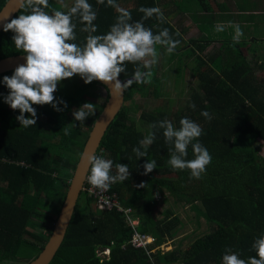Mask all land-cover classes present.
<instances>
[{"label":"trees","instance_id":"trees-1","mask_svg":"<svg viewBox=\"0 0 264 264\" xmlns=\"http://www.w3.org/2000/svg\"><path fill=\"white\" fill-rule=\"evenodd\" d=\"M7 1L0 0V11ZM196 1L197 8H189L191 0H117L131 12L133 21L141 20V6L161 8L165 23L160 24L155 17L143 23L154 33L168 28L173 38L180 40L175 57L179 50H186L189 58L201 54L196 56L199 70L193 72L199 89H192L188 100L177 107L182 105L179 99L172 98L168 88V92L163 91L168 76L159 77L155 65L151 83H133L125 90V105L97 154L114 165L129 167L128 179L108 189L109 199L117 200L119 205L113 210H99V197L84 191L66 240L52 264H222L228 248L244 259L256 255L252 244L264 234V70L256 71V65L247 61L240 43L238 47L223 48L224 54L231 53L233 57L227 59L222 75L214 68L221 60L214 66L209 63L216 62L220 53L203 58L210 42L205 45L200 38L187 41L170 22L175 15H187L188 10L196 22L199 13L211 3ZM61 2L70 6L73 0H49L55 8H61ZM89 2L98 13L95 34L107 33L118 12L107 7L106 0L104 5L97 0ZM74 22L77 39L73 42L83 45L88 34L80 31L78 20ZM14 35L11 30L0 34V59L26 54L15 48ZM173 59L172 53L170 60ZM183 59L181 55L180 61ZM137 67L146 71L142 63L128 62L126 73L120 77L133 78ZM184 72L178 68L177 86ZM13 73L0 76V264H30L49 241L89 133L104 111L108 96L101 98L99 91L104 85L95 80L85 83L79 75L66 78L54 93L57 102H64L58 104L62 110L57 111L51 104H34L37 123L24 127L16 119L21 114L19 109L1 106V100L10 92L3 77ZM150 94L162 105L151 112H141L136 97ZM85 103L93 104V113L81 123L73 113ZM193 103L195 109L190 107ZM205 110L211 120L201 114ZM24 115L27 118L31 114ZM182 117L201 126L199 142L212 156L200 179L190 178L188 169L176 170L168 164L169 145L163 129L151 128L164 119L179 128ZM65 129L69 135H65ZM152 131L156 132L155 141L147 148V156L138 158L133 149ZM153 159L157 168L144 174L145 163ZM187 159H194L191 145ZM158 208H162L161 213ZM176 208H187L194 214V221L183 222ZM129 213L137 226L129 224ZM202 223L204 232L184 249V241L195 233L178 241L181 230L186 224H194L198 230ZM137 236L152 237L153 243L138 247L133 243ZM168 242L174 248L164 253L163 245Z\"/></svg>","mask_w":264,"mask_h":264},{"label":"clouds","instance_id":"clouds-1","mask_svg":"<svg viewBox=\"0 0 264 264\" xmlns=\"http://www.w3.org/2000/svg\"><path fill=\"white\" fill-rule=\"evenodd\" d=\"M97 3L104 5L105 0H97ZM106 6L116 9V21L107 33L95 34L97 25L94 21L98 13L89 0H73L70 6L61 2V8L51 7L49 0H20V7L24 11L5 23L4 31L14 32L12 39L15 48L27 54L26 63L16 67L13 75L3 77V83L10 90L4 98L5 102L12 109L20 110L21 114L16 118L20 125H36L37 111L34 104H51L57 111L62 110L58 104L64 102H57L54 93L58 84L66 78L79 75L85 83L99 80L109 86L111 95H122L133 83H151V69L155 65L159 76V53L156 46H163L168 54H172L180 44V40L174 39L168 28L154 33L143 23L152 17L160 24L165 23L166 17L161 8L141 6V20L133 21L131 12L121 7L117 0H106ZM8 16H0V20H7ZM75 20L82 25L80 31L88 34L83 45L73 42L77 39ZM229 24L235 29L233 42L240 43L244 35L240 25ZM224 30L225 26L222 24L215 26L216 32ZM179 35L177 31L175 36ZM128 62L134 65L142 63L146 71L137 67L133 78L122 83L118 77L122 72L126 73ZM190 107L195 109L196 105L193 103ZM25 113H30V117L26 118ZM92 113L93 104L85 103L73 115L75 120L83 123ZM201 114L212 119L206 110ZM179 123L180 127L176 128L170 120L164 119L153 123L151 128L163 129L165 142L169 145L168 164L176 170L188 169L190 178L200 179L212 161L210 152L198 139L203 134V129L188 117H182ZM64 131L65 135L70 134L68 129ZM155 139L156 132L152 131L140 140V146L133 149L136 156H147L146 150ZM189 145L194 154V159L191 160L187 159ZM87 162L90 165L88 182L101 191H107L118 181H126L131 175L128 165H114L112 160L103 156L89 154ZM144 168V174H148L157 168V163L154 159L150 160L145 163ZM252 249L256 255L244 259L239 252L228 248L222 256V264H264V234L254 240Z\"/></svg>","mask_w":264,"mask_h":264},{"label":"crops","instance_id":"crops-1","mask_svg":"<svg viewBox=\"0 0 264 264\" xmlns=\"http://www.w3.org/2000/svg\"><path fill=\"white\" fill-rule=\"evenodd\" d=\"M196 0H191L189 2V8H197L199 3ZM211 3L205 8V11L199 13L198 17L192 18L190 13L187 16L175 15L170 22L175 28L181 32L184 36L185 34L191 37L192 31H200L203 36L200 39H204V44L209 45L204 50L203 58H207L220 53V57L214 63H210L211 66L217 65L220 61L219 66H214L215 70L218 71L220 75L221 69H225L224 64L227 59H231L233 55L231 53L224 54V47H238L236 43L233 42V35L235 34V29L229 24V22L234 24H239L244 35L241 37V49L247 61L251 65H256L260 70H264V0H208ZM175 19H177L175 21ZM217 24H222L225 26L223 32H216L215 26ZM195 28H193V26ZM230 31H234L232 35ZM188 37L187 41L192 39H199L194 37ZM192 45V44H191ZM211 47V48H210ZM162 52L168 54L166 48L160 47ZM201 56L198 53L196 56ZM174 60L178 59L175 57L173 52ZM222 58V59H221ZM170 60L169 62L172 63ZM263 65V68L261 67ZM170 66V65H169ZM169 66L165 68L163 73H176L178 74V68L173 72L169 69ZM258 71V72H259ZM177 76V75H176ZM177 78V77H176Z\"/></svg>","mask_w":264,"mask_h":264},{"label":"water","instance_id":"water-1","mask_svg":"<svg viewBox=\"0 0 264 264\" xmlns=\"http://www.w3.org/2000/svg\"><path fill=\"white\" fill-rule=\"evenodd\" d=\"M21 10L20 0H8L6 2L0 11V16L10 15L7 20H0V34L4 31V24L10 22L12 18H15ZM26 55L27 54H20L0 59V76L13 72L19 65L25 64ZM118 79H120L122 83H125L132 78L122 79L119 76ZM95 81L101 83L107 89L108 102L104 111L96 121L95 126L92 127L89 133L82 155L68 187L64 203L49 237V241L38 258L30 264H52L54 262L66 240L78 202L86 185L87 176L90 171L87 156L89 154H98L101 143H103L110 127L115 122L125 105V91L122 95H111L108 85L99 80Z\"/></svg>","mask_w":264,"mask_h":264},{"label":"rangeland","instance_id":"rangeland-1","mask_svg":"<svg viewBox=\"0 0 264 264\" xmlns=\"http://www.w3.org/2000/svg\"><path fill=\"white\" fill-rule=\"evenodd\" d=\"M190 10H188L186 13H189ZM181 16H187L185 14H181ZM177 19H175L176 21ZM193 26V25H192ZM193 28H195L193 26ZM230 33L233 35L234 31H230ZM191 37L194 38H200L201 36H203L202 32L200 33V31H192V33L190 34ZM184 36V35H183ZM185 39H188V35L185 34ZM190 37V38H191ZM157 47V51L159 53V59H158V63L157 65L160 66L159 68V76H168L167 81L164 84V88L163 91L164 92H168L169 90H171V96L174 99H179V101L181 102L182 105L177 104V107L183 106V104L188 100L189 96L191 95L192 89H199V84L197 82V76H194L193 72L194 71H198L199 70V59H196V56H191L190 58L188 57V53L186 52V50H183L182 52H180L179 50V56L178 59L172 61V63H170V57L167 56V54L165 52H162V50L160 48ZM211 48V47H210ZM184 56L183 61H180V56ZM186 55L188 58H186ZM170 65V66H169ZM169 66L170 70H173V72H176L175 70L177 68H182L185 70L184 72V77L183 79L180 81L181 83L177 86L176 84V73H163L165 71V68ZM156 67V66H155ZM256 71H259L258 68L255 69ZM169 90H168V89ZM183 88V89H182ZM99 94L101 95V98H106L108 96V92L106 90L105 87H101ZM136 103H138L141 106V112L143 111H147V112H151L154 108H157L159 106H161V102L158 99H155V97L150 94L147 97H141V96H137L136 97ZM1 106L3 107H7L9 109H12L11 106L5 102V99L3 101V99L1 100ZM264 154V153H263ZM157 201H160L161 196L157 195L156 196ZM158 213L162 212V208H158L157 209ZM176 214L179 216V218H181V220L183 222L185 221H189V219H192L194 221V214L191 213L190 211H188V209H180V208H176ZM127 220L129 222V224L131 226H137L138 224L134 221L131 220L130 218V213L127 214ZM203 226L202 228L197 230V226H194V224H186V227L183 228L179 234V239L180 240H185L187 237H191L192 234H194L190 239H188L187 241H184V246L183 248L186 249L193 241L194 239L202 234L205 230V225L204 223H202ZM135 232H139L137 229H135ZM148 242V241H146ZM164 249L162 250L164 253L165 252H170L173 250L174 245L172 246V244L170 242H168L167 244L163 245Z\"/></svg>","mask_w":264,"mask_h":264},{"label":"built area","instance_id":"built-area-1","mask_svg":"<svg viewBox=\"0 0 264 264\" xmlns=\"http://www.w3.org/2000/svg\"><path fill=\"white\" fill-rule=\"evenodd\" d=\"M90 175V171L88 173V176ZM88 176L86 180V185L84 188V191L88 190L90 192V196H95L96 198L99 197V210H113L115 207H118L117 200H110L108 197V190L107 191H101L99 189L94 188L89 182H88ZM83 191V192H84ZM148 241V242H146ZM133 243L138 247H147L148 245L153 243V239L149 237H140L137 236L136 239H134ZM106 256H109V253H105Z\"/></svg>","mask_w":264,"mask_h":264}]
</instances>
